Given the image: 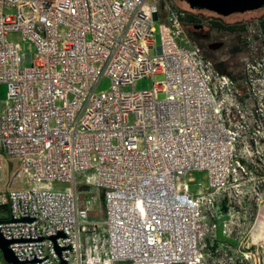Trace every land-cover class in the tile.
<instances>
[{"label":"built area","instance_id":"built-area-1","mask_svg":"<svg viewBox=\"0 0 264 264\" xmlns=\"http://www.w3.org/2000/svg\"><path fill=\"white\" fill-rule=\"evenodd\" d=\"M187 16L172 0H0V232L22 264L252 257L238 191L253 114ZM5 160L17 164L1 184ZM195 171L207 180L192 191ZM18 175L33 186L11 189ZM100 201L104 218L91 217Z\"/></svg>","mask_w":264,"mask_h":264},{"label":"rangeland","instance_id":"rangeland-1","mask_svg":"<svg viewBox=\"0 0 264 264\" xmlns=\"http://www.w3.org/2000/svg\"><path fill=\"white\" fill-rule=\"evenodd\" d=\"M177 6L182 7L187 10V12L191 15V22L185 25L186 33L191 37V39L202 48V40L200 39V33L198 27L200 22H207V26L210 30L208 34V42H215L218 30L215 29L214 20H211L206 17V15L202 14V12L197 8H191L186 0H172ZM258 13V12H257ZM260 14V13H259ZM247 15L256 16V12L248 13ZM213 17V16H212ZM249 21L253 20L248 19ZM157 26V25H156ZM252 29V28H251ZM241 31V29H238ZM189 32H194V35H190ZM241 33L238 34L240 36ZM239 40H244V38L238 37ZM9 40H13L21 43L25 48H28V43L25 42L21 35L17 32L10 33L8 35ZM155 45L159 42V36L156 33L154 36ZM255 45V44H254ZM151 52H155V49L151 50ZM207 56L212 62H214L215 58L218 55V52L214 48H207L206 51ZM249 56L248 52H240L237 57H235L234 61L239 62L238 58L240 57V61L243 62V58ZM242 59V60H241ZM231 70L235 72V74H239L240 72L247 70V66H231ZM241 76V75H240ZM238 76V78H240ZM159 77V76H156ZM108 79L103 78L99 84L98 89H105L108 86ZM150 80L149 79H140L136 83L137 88L149 87ZM260 91H256L254 98H247V110L251 111L253 114V118H247L246 123L249 125V135L252 137L250 151L249 154L253 158V163L250 164V173L247 176L244 184L238 191V199L240 200L243 206H247L251 213L252 219L251 223L248 226H242L239 228L242 234V241L247 242L251 246L252 257L249 259L246 264H264V87H262ZM6 85L4 83H0V115L2 114L5 106H6ZM248 139V138H247ZM16 162H10L5 160L3 163V169L1 174V184L7 181V178L12 170L16 167ZM192 180L189 182L190 190L196 191L200 188L198 182H200L203 186L206 184L207 174L205 171H195L190 174ZM33 186L32 183L27 181V178L23 175L15 176L12 183L11 189H27ZM51 188L53 189H64L67 184L61 182L52 183ZM238 200V201H239ZM7 213V209L5 207L0 208V215H5ZM91 217L97 219H103V206L101 201L98 202L95 206V209L89 213ZM259 236V237H258ZM221 238H225L223 235H220ZM262 237V238H261ZM256 239L253 242V239ZM257 243V244H256ZM255 245V246H254ZM0 264H8L0 257ZM233 264V263H232ZM235 264H245V263H237Z\"/></svg>","mask_w":264,"mask_h":264},{"label":"flooded vegetation","instance_id":"flooded-vegetation-1","mask_svg":"<svg viewBox=\"0 0 264 264\" xmlns=\"http://www.w3.org/2000/svg\"><path fill=\"white\" fill-rule=\"evenodd\" d=\"M197 9L207 18L214 20L215 29L218 30L215 42L209 43L210 30L207 22H200L195 26L201 31L202 48L200 49L204 58L210 60L206 51L208 47L214 48L218 55L214 62L210 61L213 66H216V70L234 82L241 97L249 99L259 97L255 96L256 91H260L264 87V4L255 9L233 12L228 15H222L205 8ZM253 12H256L257 15H247ZM252 18L253 20H248ZM239 33H241L240 36H238ZM189 34L194 35V32H189ZM238 37L244 38V40H239ZM248 51L249 56L241 59L243 62L240 61V57L238 63L234 61L240 52ZM231 66H247V70L235 74L231 70Z\"/></svg>","mask_w":264,"mask_h":264},{"label":"water","instance_id":"water-1","mask_svg":"<svg viewBox=\"0 0 264 264\" xmlns=\"http://www.w3.org/2000/svg\"><path fill=\"white\" fill-rule=\"evenodd\" d=\"M191 8H205L222 15L251 10L264 4V0H186ZM5 220L0 219V223ZM12 242L0 232V257L8 264H22L9 247Z\"/></svg>","mask_w":264,"mask_h":264},{"label":"trees","instance_id":"trees-1","mask_svg":"<svg viewBox=\"0 0 264 264\" xmlns=\"http://www.w3.org/2000/svg\"><path fill=\"white\" fill-rule=\"evenodd\" d=\"M190 16H191V15L188 13V16H187V23H188L189 21L191 22V20H190ZM190 22H189V23H190ZM194 34H195V33H194ZM214 67H216V66H214Z\"/></svg>","mask_w":264,"mask_h":264},{"label":"bare ground","instance_id":"bare-ground-1","mask_svg":"<svg viewBox=\"0 0 264 264\" xmlns=\"http://www.w3.org/2000/svg\"><path fill=\"white\" fill-rule=\"evenodd\" d=\"M258 237H259V236H258ZM261 238H262V237H261ZM256 239H257V238L253 239V242H255V241H256ZM256 244H257V243H256ZM254 246H255V245H254Z\"/></svg>","mask_w":264,"mask_h":264}]
</instances>
